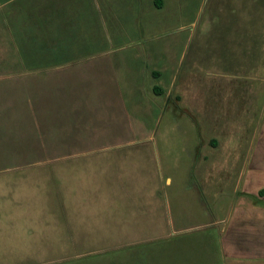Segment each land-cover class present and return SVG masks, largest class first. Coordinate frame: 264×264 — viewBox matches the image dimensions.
<instances>
[{"label":"rangeland","instance_id":"rangeland-1","mask_svg":"<svg viewBox=\"0 0 264 264\" xmlns=\"http://www.w3.org/2000/svg\"><path fill=\"white\" fill-rule=\"evenodd\" d=\"M141 17L58 85L0 77V264H262L264 0Z\"/></svg>","mask_w":264,"mask_h":264},{"label":"crops","instance_id":"crops-1","mask_svg":"<svg viewBox=\"0 0 264 264\" xmlns=\"http://www.w3.org/2000/svg\"><path fill=\"white\" fill-rule=\"evenodd\" d=\"M165 2L166 0H0V77L15 79L17 73L12 69L24 62L26 66L29 64L27 68L40 70L37 76L44 77L51 72L52 84L58 85L62 79L59 76L61 67L80 65L92 57L81 53L85 44L98 45L101 51V47L105 46L104 39L108 37L114 46L122 45V38L131 34L137 27V21L138 28L140 21H148L146 17H141L145 11L160 12ZM14 21L19 22L21 58H25L24 54H29L36 61L11 60L10 30ZM91 21H94V36H91ZM101 34L104 37L102 45L97 40V35ZM90 48L91 46H87V49ZM105 50L104 48L98 52H106ZM22 67L25 68V65ZM150 73L157 77L160 75L157 69H152ZM21 75L27 76V71ZM152 90L162 93L156 85H153ZM57 145L58 148L62 147Z\"/></svg>","mask_w":264,"mask_h":264}]
</instances>
